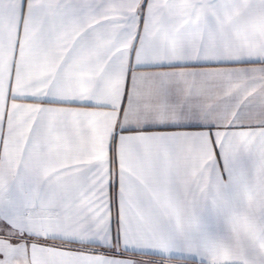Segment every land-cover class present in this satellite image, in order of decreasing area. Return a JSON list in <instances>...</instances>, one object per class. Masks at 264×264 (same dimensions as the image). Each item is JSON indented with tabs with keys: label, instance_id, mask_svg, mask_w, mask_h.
Wrapping results in <instances>:
<instances>
[{
	"label": "snow or ice",
	"instance_id": "obj_1",
	"mask_svg": "<svg viewBox=\"0 0 264 264\" xmlns=\"http://www.w3.org/2000/svg\"><path fill=\"white\" fill-rule=\"evenodd\" d=\"M264 264V0H0V264Z\"/></svg>",
	"mask_w": 264,
	"mask_h": 264
},
{
	"label": "crops",
	"instance_id": "obj_2",
	"mask_svg": "<svg viewBox=\"0 0 264 264\" xmlns=\"http://www.w3.org/2000/svg\"><path fill=\"white\" fill-rule=\"evenodd\" d=\"M174 264H181V262L180 261H176V262H174Z\"/></svg>",
	"mask_w": 264,
	"mask_h": 264
}]
</instances>
